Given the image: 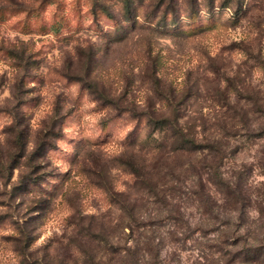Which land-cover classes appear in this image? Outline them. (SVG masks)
Wrapping results in <instances>:
<instances>
[{"label":"rangeland","instance_id":"rangeland-1","mask_svg":"<svg viewBox=\"0 0 264 264\" xmlns=\"http://www.w3.org/2000/svg\"><path fill=\"white\" fill-rule=\"evenodd\" d=\"M134 5L125 20L121 0H0V264L55 256L77 229L108 233L140 196L134 173L158 165L143 144H166L175 119L208 135L242 84L264 87V0ZM166 242L163 264L201 258Z\"/></svg>","mask_w":264,"mask_h":264},{"label":"trees","instance_id":"trees-1","mask_svg":"<svg viewBox=\"0 0 264 264\" xmlns=\"http://www.w3.org/2000/svg\"><path fill=\"white\" fill-rule=\"evenodd\" d=\"M135 1L121 0L125 20L131 19ZM240 87L235 105L224 102L214 132L205 135L175 119L164 136L167 146H141L158 165L134 173L140 196L124 197L121 216L108 233L77 229L54 249L55 256L26 264H163L166 240L180 252L192 243L190 250L200 251L197 264H264V180L257 179H264V87ZM42 147L37 145V155ZM241 149H254L250 162L238 158ZM186 201L200 221L186 219ZM163 223H169L167 237L159 230ZM124 229L129 245L116 235Z\"/></svg>","mask_w":264,"mask_h":264}]
</instances>
